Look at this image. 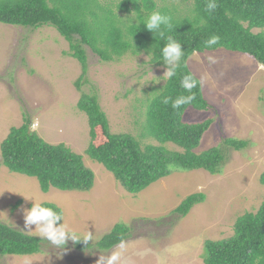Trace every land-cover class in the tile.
Masks as SVG:
<instances>
[{
    "label": "rangeland",
    "instance_id": "1",
    "mask_svg": "<svg viewBox=\"0 0 264 264\" xmlns=\"http://www.w3.org/2000/svg\"><path fill=\"white\" fill-rule=\"evenodd\" d=\"M166 5L186 6L179 0ZM263 30H255L262 32ZM69 44L51 28L31 31L0 24V223L44 240L43 253L29 257H0V264H98L100 258L120 251L116 264H205L204 244L234 234L236 221L257 212L264 203V68L251 56L224 49L195 53L188 66L199 79L212 110L189 108L185 122L213 124L198 152L218 146L225 138L248 140L247 149L229 150L221 175L204 170L174 173L141 194H129L107 169L87 154L91 144L88 117L77 108L82 93L98 96L114 134H131L143 145H159L142 136L143 105L151 91L166 83L167 68L153 67L144 55L125 56L105 63L87 49L88 71L81 90L76 87L82 69ZM150 92V93H149ZM31 130L52 145L64 144L83 156L95 173L90 192H42L35 178L11 173L2 165L1 143L11 128L25 118ZM169 148L177 150L174 145ZM204 194L205 201L185 218L172 213L187 197ZM18 201L22 205L12 213ZM51 203L63 212L61 224L79 237L92 234L91 247L79 251L52 244L37 224L26 225L25 210ZM124 223L129 237L109 251L96 244L114 226Z\"/></svg>",
    "mask_w": 264,
    "mask_h": 264
},
{
    "label": "trees",
    "instance_id": "2",
    "mask_svg": "<svg viewBox=\"0 0 264 264\" xmlns=\"http://www.w3.org/2000/svg\"><path fill=\"white\" fill-rule=\"evenodd\" d=\"M166 0H0V24L18 26L31 31L55 29L68 42L70 56L79 62L82 73L76 82L81 90L88 71L87 49L105 63L120 62L125 56L146 55L153 67L174 68L177 62L163 61L162 49L171 36L181 44L183 56L175 75L151 91L143 105L145 123L142 136L159 145H143L137 137L114 134L96 94L82 93L77 108L88 117L91 144L86 154L103 165L131 195L137 196L153 184L174 173L204 170L212 176L221 175L229 150L240 152L250 145L248 140L225 138L204 152H198L213 120L185 122L189 108L207 112L211 103L205 98L201 82L188 66L195 53L224 49L253 57L264 68V0H179L166 5ZM208 3L216 8L207 9ZM158 11L171 17L172 29L164 24L159 32L148 30L144 21ZM263 30L255 32V30ZM218 36L219 41L208 47L206 42ZM185 75H192L197 86L191 93L181 86ZM86 82V81H85ZM192 95L191 103L173 108L179 96ZM170 98L165 104L163 100ZM29 118L19 127L11 128L1 143L2 164L11 173L38 180L42 192L52 188L65 192H90L95 173L83 156L64 144L52 145L31 130ZM178 149H171L169 145ZM264 185V173L260 178ZM205 201L204 194L187 197L172 213L185 218ZM22 205L18 201L12 213ZM54 212H62L55 204L45 203ZM63 213V212H62ZM62 218L55 224L60 225ZM130 228L117 224L96 247L109 251L129 237ZM79 251L91 247L75 244ZM44 240L0 223V257H29L43 253ZM205 264H264V203L257 212L246 213L234 226V234L223 240H207L204 244Z\"/></svg>",
    "mask_w": 264,
    "mask_h": 264
},
{
    "label": "clouds",
    "instance_id": "3",
    "mask_svg": "<svg viewBox=\"0 0 264 264\" xmlns=\"http://www.w3.org/2000/svg\"><path fill=\"white\" fill-rule=\"evenodd\" d=\"M216 8L215 3H208L207 9ZM148 30H151L163 37L164 31L161 30V24H164L168 30L172 29L171 17L163 15L158 11L150 13L146 20L144 21ZM18 27V26H17ZM219 41L218 36H212L207 42V46L211 47ZM183 51L181 44L174 40L171 36L167 37V43L162 49L163 61L167 64H172L174 61L177 62L174 68H170L166 73L167 77L175 75V70L179 66V62L183 56ZM260 65V64H259ZM261 66V65H260ZM197 80L193 78L192 75H185L181 80V86L189 93L197 86ZM170 98H165L163 102L167 104ZM194 97L192 95L179 96L172 103L173 108H178V106L183 104L191 103ZM69 148V147H68ZM2 156V155H1ZM3 162V160H2ZM3 165V164H2ZM5 167V166H4ZM6 168V167H5ZM8 169V168H7ZM63 218L62 212H54L53 209L49 207H43L41 204L36 203L30 210H25V220L26 225L30 227L31 224L35 223L38 226L39 233L46 236V238L54 245L65 246L68 240H71L75 244L83 243L85 246L89 245V241H92V234L89 232L82 238L79 237L75 231L70 230L66 225L60 227H55V223ZM125 245L123 240H121L118 249H124ZM121 256L120 251H115L113 254L107 258L106 264H116ZM98 264H105V258H100Z\"/></svg>",
    "mask_w": 264,
    "mask_h": 264
}]
</instances>
